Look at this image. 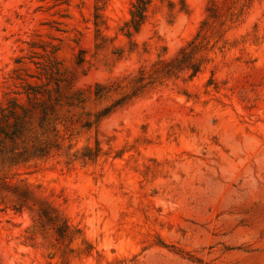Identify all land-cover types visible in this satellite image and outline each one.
<instances>
[{
    "label": "rangeland",
    "instance_id": "obj_1",
    "mask_svg": "<svg viewBox=\"0 0 264 264\" xmlns=\"http://www.w3.org/2000/svg\"><path fill=\"white\" fill-rule=\"evenodd\" d=\"M134 3L0 0V264H264V0Z\"/></svg>",
    "mask_w": 264,
    "mask_h": 264
},
{
    "label": "trees",
    "instance_id": "obj_2",
    "mask_svg": "<svg viewBox=\"0 0 264 264\" xmlns=\"http://www.w3.org/2000/svg\"><path fill=\"white\" fill-rule=\"evenodd\" d=\"M151 0H136L130 11L131 19L128 26L138 31L146 18V8ZM28 111L19 107L14 101L4 107H0V152L5 158H14L22 155L18 152L19 141L24 139L27 128L25 127ZM11 143V148L6 143ZM22 142V141H21ZM23 143V142H22Z\"/></svg>",
    "mask_w": 264,
    "mask_h": 264
}]
</instances>
